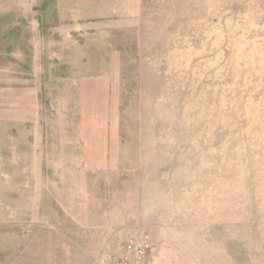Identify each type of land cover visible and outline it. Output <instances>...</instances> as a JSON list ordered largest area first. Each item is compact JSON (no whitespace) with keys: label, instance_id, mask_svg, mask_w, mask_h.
<instances>
[{"label":"rangeland","instance_id":"374dc122","mask_svg":"<svg viewBox=\"0 0 264 264\" xmlns=\"http://www.w3.org/2000/svg\"><path fill=\"white\" fill-rule=\"evenodd\" d=\"M0 264H264V0H0Z\"/></svg>","mask_w":264,"mask_h":264},{"label":"built area","instance_id":"2783aa9c","mask_svg":"<svg viewBox=\"0 0 264 264\" xmlns=\"http://www.w3.org/2000/svg\"><path fill=\"white\" fill-rule=\"evenodd\" d=\"M126 248H127V250H131L132 249V247L130 245H128Z\"/></svg>","mask_w":264,"mask_h":264}]
</instances>
